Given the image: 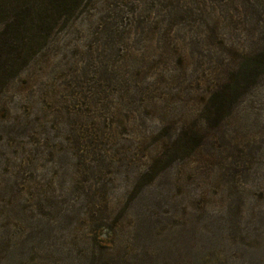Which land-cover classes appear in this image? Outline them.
<instances>
[{
    "label": "rangeland",
    "instance_id": "rangeland-1",
    "mask_svg": "<svg viewBox=\"0 0 264 264\" xmlns=\"http://www.w3.org/2000/svg\"><path fill=\"white\" fill-rule=\"evenodd\" d=\"M54 18L0 75V190L19 184L29 216L16 225L0 202V230L15 231L0 264H70L41 236L73 205L89 218L68 198L73 174L100 188L98 239L119 219L128 262L264 264V61L247 72L264 55V0H89Z\"/></svg>",
    "mask_w": 264,
    "mask_h": 264
},
{
    "label": "trees",
    "instance_id": "trees-1",
    "mask_svg": "<svg viewBox=\"0 0 264 264\" xmlns=\"http://www.w3.org/2000/svg\"><path fill=\"white\" fill-rule=\"evenodd\" d=\"M88 1L89 0H0V24L2 25L0 30V75L4 73L5 68L8 67L7 65L10 64V62H14L26 56V54L22 55V53L27 45H30V48L33 49V45L39 40L40 35L47 30L46 27L50 23L48 20L49 18L56 20V18H54L55 15L58 20L72 17L76 14L80 6ZM171 8L173 7H169L168 10H171ZM103 29L107 30V27L103 25ZM107 33L108 36L112 35L110 31ZM14 46L16 47L7 51L9 47ZM3 56L5 57L3 58ZM254 57H258L257 60L254 59L251 62L249 60L247 64L249 66V71L247 72L251 77L259 74L258 67H260L263 63L262 61H264V55L262 54ZM262 72H264V67L260 73ZM189 138L190 134L187 131L184 132L182 137L176 142L178 145L174 144V146L179 147L181 141L185 142L187 139L189 140ZM58 160L60 161L57 163V165H59L58 171L54 173V176L57 175L55 181L63 184L70 166H66L67 162L64 160V157H59ZM81 167V164L75 167L77 168V172L80 171ZM91 167L92 168L88 167L86 169L89 173L95 172L98 174V172H103L99 164H97V167ZM149 172L153 171L150 170ZM152 179L153 178H151V181ZM99 180L100 178L98 181ZM67 182L69 188L67 191H69L68 193L72 192L67 194L68 198L75 195L77 201L89 215V218L86 220H79L76 218L77 212L80 210L78 204L69 208L71 209L70 212L73 214L67 218H62L60 215H50L51 217L44 216L42 224L47 223V227L46 232L41 236L42 241L48 245L51 243L61 244L60 253L69 255V258H71L70 264H144V256H137L132 262H128L127 254L123 251L122 245H124L123 248H126V245L130 244V242L124 240V237L117 236L118 232L122 234L124 232V227L120 224L119 219H113L111 222V231L110 234H108V236H111L109 242L98 239L101 232L99 223L102 224V221L108 220L103 213H99L98 211L101 207L100 204H98L101 199L100 188L84 186L78 174L70 175L66 180V183ZM11 184L12 185L8 188H2L0 190V202L4 204V211L6 214L13 218L11 222L17 225L21 221H26L29 216H26L25 207L20 204V200L22 199V187H20L19 184ZM100 187L105 186L104 184H100ZM149 187H151V183ZM144 190L145 187L140 183L135 188L134 194H141ZM130 199L131 200H127L126 202L128 206L121 209V216H123L127 209H131V202L134 199L133 196H131ZM48 202L50 203V201ZM39 209H42V207L39 206ZM154 210L155 209L150 207L139 209V221L156 217ZM17 227L23 230V227L19 225ZM85 227L90 229L92 234L91 238L82 244L79 237L82 235ZM113 229L115 230L114 233ZM143 231L149 233L146 227H143ZM0 232L2 233L0 247L3 244L11 243L9 239L15 236V231L13 232L14 234L4 232V230H0ZM35 233H37V230L31 234ZM127 234L128 233L125 231L126 239ZM21 246L23 251H35L28 241L22 243ZM81 247L83 248L80 249ZM15 249L19 250L18 248Z\"/></svg>",
    "mask_w": 264,
    "mask_h": 264
}]
</instances>
